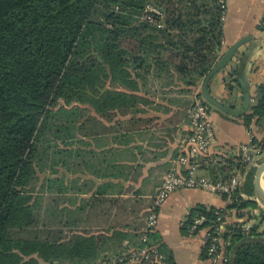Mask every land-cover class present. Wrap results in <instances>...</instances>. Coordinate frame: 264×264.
<instances>
[{
  "label": "trees",
  "instance_id": "obj_1",
  "mask_svg": "<svg viewBox=\"0 0 264 264\" xmlns=\"http://www.w3.org/2000/svg\"><path fill=\"white\" fill-rule=\"evenodd\" d=\"M148 3L163 12L162 27L142 19ZM226 12L220 0H0V264H96L123 256L130 246L157 244L155 232L143 242L142 232L81 225L85 206L79 205L74 173L86 155L80 154L79 137L101 132L95 114L111 119L112 110L133 104L137 97L127 89L139 88L141 72L200 83L222 58ZM241 67L225 80L232 91L240 85ZM253 99L241 115L249 130L254 121L264 126V85ZM233 166L240 168V161ZM61 167L66 174L51 175ZM255 171L234 204L198 206L186 223L190 230L203 213L207 226L218 227L232 210L240 217L249 210L251 222V211L260 210L261 220L248 234L241 222L225 225L228 264H264V210L255 201ZM42 173V185L49 182L50 189L62 190L66 182L69 205L55 197L41 209L37 199L43 196L35 192ZM203 255L208 257L205 247ZM143 264L157 263L152 256ZM164 264L176 263L166 256Z\"/></svg>",
  "mask_w": 264,
  "mask_h": 264
},
{
  "label": "crops",
  "instance_id": "obj_2",
  "mask_svg": "<svg viewBox=\"0 0 264 264\" xmlns=\"http://www.w3.org/2000/svg\"><path fill=\"white\" fill-rule=\"evenodd\" d=\"M263 26L264 0H228L222 56L239 40L246 41L224 70L212 77L208 89L212 96L241 114L213 108L216 143L197 158L200 175L228 180L238 169L233 163L239 157V145L253 136L259 141L264 136V126L254 121L249 130L241 116L248 111L244 110L245 93L250 94L252 103L258 86L264 85ZM241 63L240 85L232 91L225 80L230 81L229 72ZM140 75L139 88L127 89L137 97L135 103L123 112L112 110L115 115L111 119L95 114L101 121L97 127L101 132L98 130L94 138L80 137V154L86 155L80 160L78 174L79 205L85 206L80 217L85 226L95 230L142 232L164 178L173 169H185L179 157L186 151L184 140L192 128L194 96L202 90L203 79L197 85H187L177 74L171 78L144 72ZM261 158L264 162V155L258 156L246 171L254 166L258 168ZM99 188L103 195L96 194ZM198 206L226 209L227 203L219 194L181 188L171 193L158 210V222L153 230L158 241L154 246L162 245L164 256L173 258L176 264H213L203 255L204 231L187 230L190 213ZM251 212L254 216L251 223L261 220L260 210ZM240 213L245 216L240 217L232 210L224 224L249 221V210ZM133 248L136 247L130 246L128 252Z\"/></svg>",
  "mask_w": 264,
  "mask_h": 264
},
{
  "label": "built area",
  "instance_id": "obj_3",
  "mask_svg": "<svg viewBox=\"0 0 264 264\" xmlns=\"http://www.w3.org/2000/svg\"><path fill=\"white\" fill-rule=\"evenodd\" d=\"M228 0H220L222 8L227 10ZM163 12L148 3L143 11L142 19L150 23L158 24L162 27L159 17H162ZM213 106L206 101L200 92L194 96L193 111H192V128L186 136L184 143L186 151L180 155L179 161L183 170L173 169L164 178L163 183L158 188L154 201L149 210V216L146 225L142 231V241L148 240V234L153 232L158 222V210L174 191L185 189H201L210 193L219 194L225 198L228 205L234 204L238 200L237 192L243 180L245 168L251 165L255 158L264 155V136L260 142H254L253 137L250 141L239 145L237 160L240 161L241 167L228 179H213L204 175L198 174L197 158L206 153L211 146L216 143L215 124L212 119ZM236 160V158H234ZM222 215L221 217H223ZM208 218L205 214H200L193 220L190 226L191 233L204 231V247L207 249L208 257L213 264H228L230 255L226 250V243L222 240L221 233L226 231V226L221 223L220 226H207ZM240 222V221H239ZM236 223V222H235ZM241 229L248 234L252 223L241 222ZM123 256L114 259H105L97 264H143L154 256L157 264H164L165 256L162 252H157L155 246L146 245L142 248H133L130 252H124Z\"/></svg>",
  "mask_w": 264,
  "mask_h": 264
},
{
  "label": "water",
  "instance_id": "obj_4",
  "mask_svg": "<svg viewBox=\"0 0 264 264\" xmlns=\"http://www.w3.org/2000/svg\"><path fill=\"white\" fill-rule=\"evenodd\" d=\"M245 39L239 40L234 45H232L226 53L222 56L221 60L217 63V65L204 77L202 82V95L203 97L214 107L228 112L234 115H240L241 112L232 110L231 108L227 107L225 104L220 102L216 99L212 94L209 92L208 85L212 77L216 74L224 70L227 64L234 58L237 50L239 47L245 42ZM251 103V97L248 92L245 93V102H244V110H249ZM264 176V162L260 164V166L256 170L255 179H254V196L255 201L258 205L264 210V191L262 186V180Z\"/></svg>",
  "mask_w": 264,
  "mask_h": 264
},
{
  "label": "rangeland",
  "instance_id": "obj_5",
  "mask_svg": "<svg viewBox=\"0 0 264 264\" xmlns=\"http://www.w3.org/2000/svg\"><path fill=\"white\" fill-rule=\"evenodd\" d=\"M199 92H202V90L201 91H199ZM199 92H197V93H199ZM213 106V105H212ZM214 107V106H213ZM217 109V108H216ZM90 113L91 114H94V111L93 110H90ZM80 138V137H79ZM79 143H80V141H79ZM43 145H45V146H48V145H46L45 143L43 144ZM61 146H65V143H61ZM48 153H50V150H48ZM47 153V154H48ZM52 158H53V156L52 155H49L48 156V163H47V166H46V171L48 172V174H49V172L50 171H52V168H51V165H52V163H53V160H52ZM263 158H261L260 160H259V162H258V164L260 163V161L262 160ZM255 168H257L256 166H254V167H252L251 169H249V170H247L246 171V169H245V171H244V184L247 182H250L251 181V179H252V175L250 174V172L252 171V170H255ZM76 171V173H74L77 177H78V174H79V169H77V170H75ZM236 172V171H235ZM63 173H67L66 172V169L64 168V169H62V167L59 169V172L58 173H55V174H51L52 176H54V177H56V176H59V177H62V174ZM44 173H42V176H41V179H40V181H38V183H37V188H36V192H35V195L36 196H38V194H40L41 193V195L43 196V197H39L37 200H38V205H41V209L43 210L44 209V207L45 206H48V204H50L51 202H52V198H57L58 200H59V203H60V205H62V206H64V204H66V201H67V198L69 197V196H72L71 195V192H68L67 190H66V187H67V185H66V182H65V185L63 184L62 185V190H60L58 187V185L54 188V189H50L49 188V186H50V184H49V182H47V184H45V186H43L42 184H43V182H44ZM251 175V176H250ZM64 183V182H63ZM243 194H245V193H243ZM104 203H110V202H104ZM119 203H122V201H119ZM66 205H69V203H67ZM65 205V206H66ZM66 219V218H65ZM83 221H84V219H83ZM87 221V220H86ZM84 228H87V226H85L84 224H81ZM83 228V229H84ZM82 229V230H83ZM92 229V228H91ZM92 230H95L94 228L92 229Z\"/></svg>",
  "mask_w": 264,
  "mask_h": 264
},
{
  "label": "bare ground",
  "instance_id": "obj_6",
  "mask_svg": "<svg viewBox=\"0 0 264 264\" xmlns=\"http://www.w3.org/2000/svg\"><path fill=\"white\" fill-rule=\"evenodd\" d=\"M264 189V188H263ZM264 191V190H263ZM264 193V192H263Z\"/></svg>",
  "mask_w": 264,
  "mask_h": 264
}]
</instances>
